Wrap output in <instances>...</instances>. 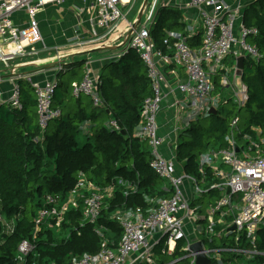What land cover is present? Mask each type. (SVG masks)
<instances>
[{
  "label": "built area",
  "instance_id": "2783aa9c",
  "mask_svg": "<svg viewBox=\"0 0 264 264\" xmlns=\"http://www.w3.org/2000/svg\"><path fill=\"white\" fill-rule=\"evenodd\" d=\"M63 1L0 0V73L7 71L12 74L16 59L39 54L37 44L42 38L36 14L48 3ZM134 1L93 0L89 14L91 35L96 37V30L107 36L120 31L119 22L126 20ZM159 1L148 0L139 25L128 36L123 50L133 49L147 68L151 94L142 102L136 135L147 140L151 154L149 165L158 177L168 182L170 195L156 199L146 197L150 202L147 208L116 210L113 218L122 228L119 241L116 244L110 242L99 232L103 238L100 249L95 253H83L73 258L71 264H156L153 248L161 238H164L165 243L162 252L168 254L174 252L179 241H184L186 244L181 248L186 252L187 264H195V254L189 250L192 242L199 238L211 240L214 235L230 231L234 234L235 246L231 250L235 254L243 256L247 261L256 256L264 258V249H259L257 242V232L264 227V136L260 135V130L257 129L255 134L244 133L242 143H237L233 134L237 129V117L232 118L231 130L225 136L226 145L211 148L199 155L197 177L182 169L178 170L174 154L170 158L163 156L160 147L164 138L158 133L157 123L163 96L162 86L167 81L166 67H170L172 71L183 69L185 79L178 80L174 89L184 97L179 100L178 107L182 109L189 104L192 116L207 115L211 106L216 107L229 99L237 107L245 104L248 89L237 74L236 58L243 56L244 60L247 58L257 62L262 56L248 41V37L256 30L243 24L245 3L241 0H186L179 7L183 9L189 6L195 9V18L201 21L203 27L200 46L193 47L187 41L193 35V30H189L187 34L169 30L163 42L173 52L166 54L155 47L150 35ZM19 14L23 16L19 17ZM169 39H173V42L170 43ZM226 58L233 61L231 66L225 63ZM62 67L58 63L55 69L59 71ZM215 75L218 76L219 87L226 90V95H221L220 92L212 95ZM20 77L22 76H16L5 98L0 91V103H8L12 108H22L17 83ZM56 85V79L32 84L41 128L61 114L60 108L53 106ZM97 85L98 76L94 75L90 63L86 62L83 76L79 82L71 84V92L74 96H88L92 105L98 107L103 102ZM108 124L119 128L114 119L109 120ZM223 166H228L229 170H225ZM208 169L211 171V181L206 180ZM116 183L124 184L128 190L136 188L122 178L99 185L78 173L75 185L64 199L49 193L44 196L43 203L33 218L34 233L41 226L50 225L51 221L58 224L69 209L78 206L79 198L82 199L83 221L94 222L104 200L113 195ZM213 190H217L219 196L203 213L200 211L201 205L196 201ZM17 217L19 215L6 221L0 216L3 232L13 230ZM227 217L230 218L229 223L224 220ZM217 225L223 227L220 232L216 230ZM228 226L233 227L229 230ZM32 248L33 244L30 242H20L17 264H23V257ZM224 249L226 248H204L206 256L211 260L209 264H224L220 259V251ZM260 264H264V261Z\"/></svg>",
  "mask_w": 264,
  "mask_h": 264
},
{
  "label": "trees",
  "instance_id": "16d2710c",
  "mask_svg": "<svg viewBox=\"0 0 264 264\" xmlns=\"http://www.w3.org/2000/svg\"><path fill=\"white\" fill-rule=\"evenodd\" d=\"M181 18L177 7L157 6L150 35L163 53L172 54L173 49L163 40L167 31L184 29ZM242 21L246 27L255 28L248 41L262 54L257 62L246 58L243 63L240 77L247 85V101L240 107H225L221 102L215 107L216 113L195 117L178 134L176 162L185 173L197 177L199 155L226 145L232 118L237 117V129L233 131L237 143H242L244 133L255 134L257 129L264 136V0L247 3ZM200 37L199 33L194 41H187L199 47ZM85 61H59L63 67L56 74L53 106L59 107L61 114L44 128L38 122L33 87L23 78L18 79L22 108L0 103V216L9 220L19 215L9 233L3 232L0 221V264H17L18 246L23 240L33 244L23 264H70L73 258L100 249L103 238L99 232L110 242L119 241L122 228L113 218L116 210L147 208L150 202L146 197L170 195L169 186L164 190L163 179L149 165L147 140L134 134L142 102L151 94L146 66L133 49L124 51L122 47L119 57L104 64L98 74L97 88L103 104L97 107L88 96L89 100H85L83 95L71 92L73 81L79 82L83 76ZM67 71L72 72L65 80ZM213 80L214 92L224 95L218 76ZM111 119L118 129L108 124ZM78 173L99 185L122 178L136 188L128 190L124 184L116 183L113 195L104 200L94 222L83 221L79 198L78 206L69 209L58 224L51 221L34 233L33 218L44 196L49 193L64 199ZM206 174V180L211 181L209 169ZM257 237L259 249H264V227L258 230ZM169 257L172 259V255Z\"/></svg>",
  "mask_w": 264,
  "mask_h": 264
},
{
  "label": "crops",
  "instance_id": "0c3cea01",
  "mask_svg": "<svg viewBox=\"0 0 264 264\" xmlns=\"http://www.w3.org/2000/svg\"><path fill=\"white\" fill-rule=\"evenodd\" d=\"M92 1L93 0H64L61 3H48L39 9L36 14V19L38 21L42 38L41 42L37 44L40 48V52L36 56H28L16 59L13 62L14 72L12 74L10 72L8 73L7 71H2L0 73V91L4 98L8 95L16 76H22L20 78H23L25 81L29 82L30 85L34 83H44L46 81L55 80L57 78L55 66L60 60H64V62H70L84 58L86 60L85 63H90L94 75L98 76L104 64L116 60L119 57L121 47L118 46L113 47L112 49H102L93 52L85 51L102 44L116 46L122 42L132 22L136 18L143 0L134 1L131 9L126 15V20H121L119 22L118 26L120 31H115L107 36L104 35L100 30H96V37L91 35L92 24L89 22ZM185 1L186 0H160L158 6L171 5L179 9V11L182 13L181 21L184 23L185 27L182 30L175 31H180L187 34L189 30H193V35L188 37L190 42H192L199 33L200 36L202 35L203 27L201 25V21L195 18L194 8L188 6L186 8L180 9L179 6ZM241 1L246 5L253 0ZM18 16L21 17L23 15L19 14ZM194 46L197 45H193V47ZM225 63L231 66L233 61L230 58H226ZM0 70L2 69L0 68ZM83 72L84 65L81 68V74H83ZM166 74L167 81L162 86L163 96L160 108L158 110L157 123L158 133L164 138L160 150L163 156L170 158L173 154L175 155V147L178 141L179 132L197 116H192V111L189 104L187 105L188 107L186 106L182 109L178 107V104L180 103L179 100H182L184 97L181 95V93L175 90L174 87L178 80L182 81L185 79V73L183 69L177 68L175 71H172L170 67H168L166 69ZM137 130L138 127L135 128L134 134L137 133ZM178 165L181 170L182 168L180 164ZM165 182L166 184L162 183L164 190L168 185L166 180ZM218 196V191L213 190L205 195H202V198H198L196 202L202 207L200 208V211L203 212L209 204H213ZM229 219L230 218L227 217L224 220L226 223H229ZM216 227V230L219 232L223 228L221 225H217ZM231 229L232 226L229 228V230ZM233 235L234 234L231 231L227 233L223 232L222 234L220 233L218 235L212 236L211 240L199 238L196 241H201L203 247L207 249L220 247L226 248L220 251V259L224 264H232L235 262H243L244 264H260L264 261L262 256H256L253 260L247 261V259H245L243 256L235 254L234 251L231 250V248L235 246ZM164 244V238H161L153 248L154 260L156 264L188 263V259L185 256L186 252L181 248L186 244L184 241L181 240L178 242V245L172 254L162 252ZM158 249L159 254L156 255ZM170 255H172V259H170ZM161 256H164V258H161ZM141 263L148 264L146 262Z\"/></svg>",
  "mask_w": 264,
  "mask_h": 264
},
{
  "label": "water",
  "instance_id": "95a60500",
  "mask_svg": "<svg viewBox=\"0 0 264 264\" xmlns=\"http://www.w3.org/2000/svg\"><path fill=\"white\" fill-rule=\"evenodd\" d=\"M147 3H148V0H143L141 6L139 8V11L137 13V16L134 19V21L132 22V24H131L129 30L127 31V33H126L125 38L122 40V42H120L116 46H112L110 44H102V45L93 47V48H91L89 50H86L85 52L99 51V50H102V49H112L113 47H117V46L122 48L124 46L128 36L130 35V33L134 29H136V27L139 25ZM243 63H244V57L243 56H238L236 58V66L238 68V72H237L238 75H241V70H242V67H243ZM209 113H216V108L214 106H211L210 109H209ZM227 191H229V190L227 189ZM189 250L195 254V264H209L211 262L210 258H208L206 256L205 252H204V247L202 246L201 241L192 242L189 245Z\"/></svg>",
  "mask_w": 264,
  "mask_h": 264
},
{
  "label": "rangeland",
  "instance_id": "374dc122",
  "mask_svg": "<svg viewBox=\"0 0 264 264\" xmlns=\"http://www.w3.org/2000/svg\"><path fill=\"white\" fill-rule=\"evenodd\" d=\"M159 2H160V1H159ZM71 72H72V71H67L66 74L63 76V78H64L65 80H66V78L68 79V77L71 75ZM217 93H218V92H214V91H213L212 95L215 96ZM220 94L223 95L222 93H220ZM224 95H226L225 90H224ZM82 97H83L85 100H89V98L86 97L85 95H83ZM224 104H225V107H231V106L235 105V104L233 103V100H232V99H231V100L229 99V100H228L226 103H224ZM176 167H177L178 170H180L178 164L176 165ZM223 167H224L225 170H227V171L229 170V167H228V166H223ZM162 183H163V184H166L165 180H164V181L162 180ZM81 192H82V191H80V193H81ZM205 202H206V201H205ZM205 202H204V203H205ZM200 203H201V201H200ZM9 220H10V219H9ZM9 220H6V221H9ZM10 221H11V220H10ZM231 239H232V238H231Z\"/></svg>",
  "mask_w": 264,
  "mask_h": 264
}]
</instances>
